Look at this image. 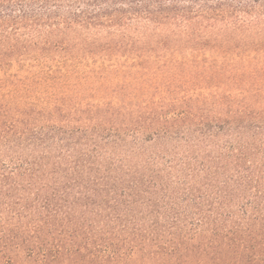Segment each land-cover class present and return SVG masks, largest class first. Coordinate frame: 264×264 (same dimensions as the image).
Masks as SVG:
<instances>
[{
  "label": "trees",
  "instance_id": "obj_1",
  "mask_svg": "<svg viewBox=\"0 0 264 264\" xmlns=\"http://www.w3.org/2000/svg\"><path fill=\"white\" fill-rule=\"evenodd\" d=\"M0 264H264V0H0Z\"/></svg>",
  "mask_w": 264,
  "mask_h": 264
}]
</instances>
